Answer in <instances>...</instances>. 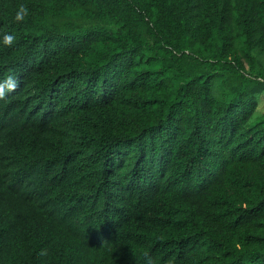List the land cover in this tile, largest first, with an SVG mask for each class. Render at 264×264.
<instances>
[{
	"label": "trees",
	"instance_id": "obj_1",
	"mask_svg": "<svg viewBox=\"0 0 264 264\" xmlns=\"http://www.w3.org/2000/svg\"><path fill=\"white\" fill-rule=\"evenodd\" d=\"M4 32L0 264H264V0H0Z\"/></svg>",
	"mask_w": 264,
	"mask_h": 264
},
{
	"label": "clouds",
	"instance_id": "obj_2",
	"mask_svg": "<svg viewBox=\"0 0 264 264\" xmlns=\"http://www.w3.org/2000/svg\"><path fill=\"white\" fill-rule=\"evenodd\" d=\"M29 15L30 8L26 4L20 3L17 6L13 20L16 23H21L24 22ZM16 39L17 35L15 32H4L2 35H0V45L12 46L14 45ZM18 86L19 81L17 80L16 76L13 73H9L2 81H0V97L4 96L6 91L15 90ZM144 264H158V258L145 252ZM167 264H171V262L169 261Z\"/></svg>",
	"mask_w": 264,
	"mask_h": 264
}]
</instances>
